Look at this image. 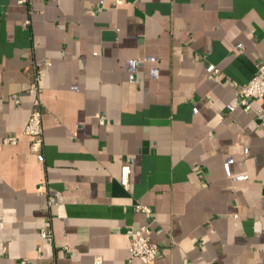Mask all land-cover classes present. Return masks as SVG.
Wrapping results in <instances>:
<instances>
[{
    "label": "crops",
    "instance_id": "obj_1",
    "mask_svg": "<svg viewBox=\"0 0 264 264\" xmlns=\"http://www.w3.org/2000/svg\"><path fill=\"white\" fill-rule=\"evenodd\" d=\"M262 62L264 0H0V264H264Z\"/></svg>",
    "mask_w": 264,
    "mask_h": 264
},
{
    "label": "built area",
    "instance_id": "obj_2",
    "mask_svg": "<svg viewBox=\"0 0 264 264\" xmlns=\"http://www.w3.org/2000/svg\"><path fill=\"white\" fill-rule=\"evenodd\" d=\"M17 4L25 6L29 3V0H16ZM28 23V21H27ZM209 72L218 73V69L211 65L208 67ZM38 80V79H36ZM36 93L40 92L38 85H34ZM241 105L249 109L251 102L254 99L264 98V62L257 66L256 73L250 79L248 83L240 86L239 88ZM43 105L39 97L34 102L33 110L28 119L27 125L24 130V134L31 137L32 146L34 149H39L43 143ZM4 143L14 145L17 143L15 137H7ZM131 168L129 165L122 167L121 171V183L124 186L129 184V176ZM55 204V199L52 196L48 197V207H52ZM139 210L144 212H150V209L145 206H138ZM128 233L132 236V242L130 245V257L131 259L139 258L143 264H151L154 262L159 254V246L151 240V229L149 226H143L138 230H129ZM42 235L47 237L50 235L49 230H42ZM96 264H101L97 261Z\"/></svg>",
    "mask_w": 264,
    "mask_h": 264
}]
</instances>
